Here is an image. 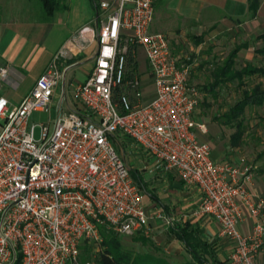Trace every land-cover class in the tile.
Segmentation results:
<instances>
[{"label":"built area","instance_id":"1","mask_svg":"<svg viewBox=\"0 0 264 264\" xmlns=\"http://www.w3.org/2000/svg\"><path fill=\"white\" fill-rule=\"evenodd\" d=\"M94 3L97 48L88 77L71 89L75 108L62 111L63 74L54 62L16 107L0 96V264H76L84 242L102 243L101 228L146 235L148 215L126 164L128 145L154 169L173 171L199 189L193 215L217 224L231 244L229 264H256L264 247V195L252 191L255 168L214 161L210 146L198 140L197 133L207 132L193 119L199 91L167 36L152 29L153 0ZM6 76L0 68V81ZM143 76L153 88L150 100ZM53 107V121L30 123L34 112ZM244 210L253 220L247 233L239 229Z\"/></svg>","mask_w":264,"mask_h":264},{"label":"crops","instance_id":"2","mask_svg":"<svg viewBox=\"0 0 264 264\" xmlns=\"http://www.w3.org/2000/svg\"><path fill=\"white\" fill-rule=\"evenodd\" d=\"M157 4L161 6L159 10ZM153 6L155 18L152 29H162L167 38L185 36L192 39L196 45L194 52L203 55L206 66L214 63L215 53L226 43L229 35L233 40L240 39L234 48L239 49L233 59L234 64L240 55L249 62L255 59L248 40L264 42V0H258L254 14L249 10L248 0H153ZM96 14L93 0H65V8L49 17L45 16L37 0H0V68L7 69L6 78L0 81V96L8 101L9 108L20 103L53 62L63 74L60 87L64 89L66 100L62 103V111L75 108L71 89L83 83L93 67L97 48ZM171 52L178 57L181 55L175 54L173 48ZM256 53L262 54L263 50ZM188 60L191 74L199 66L191 58ZM234 64L233 71L249 66L261 70V73L251 76L264 74L263 68L251 63L239 70L234 69ZM211 68L214 73L215 66ZM227 82L230 81L220 84ZM217 85H211V88ZM256 86L264 90V87ZM152 96L153 88L151 96L145 97V100H150ZM56 116L57 109L53 107L48 123ZM219 145H214L213 151L211 149L212 160L243 162L244 156L236 147L232 146L233 155L225 158L223 146ZM128 150V167L138 178L148 215L147 234L140 232L132 236L140 235L136 238L139 241L142 238L157 242L171 258L170 264H176L184 255L192 263L191 254L177 236V230L186 229L206 247V252L197 248L198 254L212 264H227L231 253L230 242L220 236L218 226L211 218L193 215L201 201L199 189L185 185L173 171L154 169L153 161L142 151L131 145H128ZM252 191L257 196H263L264 186L253 181ZM252 223L248 211L244 210L240 231L247 233ZM191 241L194 243V239ZM256 264H264V247L256 258Z\"/></svg>","mask_w":264,"mask_h":264},{"label":"rangeland","instance_id":"3","mask_svg":"<svg viewBox=\"0 0 264 264\" xmlns=\"http://www.w3.org/2000/svg\"><path fill=\"white\" fill-rule=\"evenodd\" d=\"M159 6V7H158ZM157 9H160V4H157ZM158 12V11H157ZM155 18V17H154ZM164 34L162 29H153ZM232 36H227V41L224 45L220 46V50L215 53L214 63L205 65L202 60V56L194 52L195 43L192 39H187L185 36L168 38L170 48L174 49L175 54L179 53L181 60L191 58L194 63L198 64V68L194 69V73L189 72L188 82L190 85L195 86L199 91V99L196 109L193 113V119L206 126L207 132L205 134L197 133V138L201 142L207 143L210 148L214 149V145L220 144L226 153L225 158L232 156L233 147L230 142V137L236 132L235 125L238 121L242 120V130L243 136L238 147V152L244 156L243 162L251 164L255 170V180L256 182H261L264 186V156L260 157V153L264 147V128L262 125V120H264V104L262 106L247 107L242 117L238 121L231 122L228 125H224L223 115L228 112V110L237 102L243 98V93L253 89L256 85L264 87V74L254 75L251 77H244L242 81L234 80L233 82L219 83L217 87L211 89V85L216 80L213 76V70L211 67L222 65L224 60L228 57L230 52L234 50L240 39H232ZM247 40V39H245ZM251 53H255V59L251 62L246 61L244 56L240 55L237 57L234 64V69L239 70L245 64H253L255 66L261 67L264 70V42L248 40ZM259 50H263V53H256ZM182 56V57H181ZM138 63L140 71H144V58L143 53L138 50ZM185 60L187 65L190 60ZM198 61V62H197ZM131 61H129V64ZM209 66V68H207ZM214 68V69H215ZM142 81L145 87L144 96L149 97L152 93V87H150V78L146 76L142 77ZM241 83V84H240ZM117 94V93H116ZM50 111L49 112H38L31 116L30 123L34 125L47 124L49 122ZM34 138L39 140L40 138V128L36 126L34 131ZM129 144V143H127ZM119 154H121V149L116 147ZM126 164L129 166L128 158L130 156V151L125 150ZM227 160V159H226ZM117 242L119 243L121 249L124 252L129 253L132 257L145 258H162L167 262H171V258L163 252L162 247L157 242H152L150 239L139 241L136 238L140 235L135 236H119L116 235ZM91 245V252L89 254L86 264H97V255L101 250V245L89 244ZM86 255L84 252L79 251V256L76 264H83ZM170 260V261H169ZM188 257L179 258L176 264L187 263ZM229 264V260L226 261ZM70 264V263H69Z\"/></svg>","mask_w":264,"mask_h":264},{"label":"trees","instance_id":"4","mask_svg":"<svg viewBox=\"0 0 264 264\" xmlns=\"http://www.w3.org/2000/svg\"><path fill=\"white\" fill-rule=\"evenodd\" d=\"M46 17L51 16L55 11L61 10L65 8V0H37ZM94 1V0H93ZM249 4V10L252 14L255 13L258 7V0H248ZM95 8L96 5H95ZM97 10V9H96ZM239 49H235L232 51L226 62L223 64L222 67H216L214 71V77H216V80L214 82V86H216L220 82L224 81H234L239 80L242 81V78L244 76H251L255 73H261L260 69H254L252 67L246 66L240 71H233V59L236 56ZM214 86L211 89H214ZM264 104V90H260L258 86L254 87L253 89L249 91H245L243 93V98L240 101H237L226 114L223 115L224 125H228L229 123H233L235 121H238L240 117L243 116L245 109L247 107H253V106H262ZM262 125L264 128V120H262ZM236 132L231 135L230 142L233 147L239 146L242 136H243V130H242V120L238 121L235 125ZM264 156V147L262 152L260 153V157ZM130 174L134 181L138 183V178L135 173H132L130 171ZM178 231V238L184 243L185 247L191 254L193 258V262H188L185 264H212L207 261V259L202 255L197 253V248H200L202 251L206 252L205 245L202 244L198 239L195 238V236L189 232H187L186 229L177 230ZM100 234L102 237V243L101 250L99 251L97 255V264H170L165 259L162 258H141V257H132L129 253L124 252L119 243L117 242V237L112 232H106L104 229H100ZM194 239V243L191 241ZM141 240H145L142 239ZM88 243L84 242L80 246V251L84 252V255H86L85 260H83V264L87 263V259L91 252V248Z\"/></svg>","mask_w":264,"mask_h":264}]
</instances>
